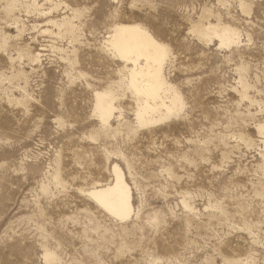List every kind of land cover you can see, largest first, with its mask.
Returning a JSON list of instances; mask_svg holds the SVG:
<instances>
[{
  "label": "rangeland",
  "instance_id": "obj_1",
  "mask_svg": "<svg viewBox=\"0 0 264 264\" xmlns=\"http://www.w3.org/2000/svg\"><path fill=\"white\" fill-rule=\"evenodd\" d=\"M120 23L172 53L144 127L101 54ZM262 130L264 0H0V264H264ZM115 164L125 219L85 194Z\"/></svg>",
  "mask_w": 264,
  "mask_h": 264
},
{
  "label": "snow or ice",
  "instance_id": "obj_2",
  "mask_svg": "<svg viewBox=\"0 0 264 264\" xmlns=\"http://www.w3.org/2000/svg\"><path fill=\"white\" fill-rule=\"evenodd\" d=\"M148 6L152 7L154 5ZM131 7L135 8L137 4L134 2ZM109 31L113 32L114 36L105 41L101 48V54L104 59L118 57L120 61L126 62L125 71L122 73L124 82L127 83L128 90L141 103L145 99L151 101L153 98H158L165 89L171 88L164 80L162 72L164 63L172 58L171 50L166 44L154 39L145 28L139 25L130 29L117 25L116 28L109 29ZM189 35L196 37L198 32L193 29ZM199 36L202 41L206 39L203 34H199ZM238 39L234 36L233 42H238ZM225 46L221 42V48ZM108 94L106 91L105 95ZM175 99L176 104L173 110L183 112L185 110L183 99L179 95ZM57 126H64L63 122L58 121ZM144 126L143 112L141 111L137 113V127ZM262 133H264V130H262ZM85 194L96 199L102 208L112 212L113 215H117V210L113 208L107 198L95 192H86ZM118 218L123 219L126 217L121 215Z\"/></svg>",
  "mask_w": 264,
  "mask_h": 264
},
{
  "label": "bare ground",
  "instance_id": "obj_3",
  "mask_svg": "<svg viewBox=\"0 0 264 264\" xmlns=\"http://www.w3.org/2000/svg\"><path fill=\"white\" fill-rule=\"evenodd\" d=\"M34 2L36 3V0H34ZM63 19H64V23L68 25V28H71V29L74 28L73 23L71 21H68V17H64ZM50 21H51V18H50ZM117 25H119L122 28H129V29L134 28L137 25L142 26L138 23H120ZM117 25L115 27H113V29L116 28ZM143 28H145V27H143ZM145 29L153 36L154 39H157L147 28H145ZM45 30H48V28L47 29L45 28ZM113 36H114V33L110 32L107 35V40H109ZM223 36L225 38V41L232 39L231 33L229 34V33L223 32ZM163 70H164V65L162 66V72H163ZM163 78L166 81V79L164 77V72H163ZM166 83H167V81H166ZM165 91H166V89L164 90L163 94H161L158 98H153L151 101H148L147 99H145L142 103V106L137 110V113L142 111L143 112V119H144L146 113H148L151 110L156 109L155 104L158 101H160L162 103V105H164L168 109H170V107L164 101ZM110 92H112V91H110ZM110 92H108L109 93L108 95H105V92L104 93H98L99 95L97 94V96H98V107L100 110L101 119L104 122H109V120L113 114V107L111 104L112 98H111ZM113 172H114L113 181H109L106 183L96 182V183H94L92 188L90 190H88V192H95V193L100 194L102 197L107 198V200L113 206V208H115L117 210V215H115V216L119 217L122 215V216H125L126 218H128L134 212V207H133V203H132V190H131L130 185L128 184V182L124 178L122 170L120 169V167L117 164H115L113 166ZM94 200L97 201L96 199H94ZM125 201H126V203H125ZM123 219H125V218H123Z\"/></svg>",
  "mask_w": 264,
  "mask_h": 264
}]
</instances>
